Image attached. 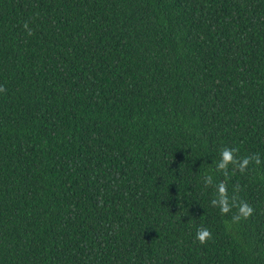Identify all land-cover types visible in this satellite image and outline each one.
Returning a JSON list of instances; mask_svg holds the SVG:
<instances>
[{
  "label": "trees",
  "instance_id": "trees-1",
  "mask_svg": "<svg viewBox=\"0 0 264 264\" xmlns=\"http://www.w3.org/2000/svg\"><path fill=\"white\" fill-rule=\"evenodd\" d=\"M0 85V264H264V0H0Z\"/></svg>",
  "mask_w": 264,
  "mask_h": 264
},
{
  "label": "clouds",
  "instance_id": "clouds-1",
  "mask_svg": "<svg viewBox=\"0 0 264 264\" xmlns=\"http://www.w3.org/2000/svg\"><path fill=\"white\" fill-rule=\"evenodd\" d=\"M24 28L26 29L27 35H33V30L29 28L28 23H24ZM5 89L0 85V92H4ZM238 149L225 147L221 150V159L216 164L217 171L223 172L225 176L228 174L229 165H235L234 170H239V172L244 173L248 168V165L254 161L256 165H260L262 162L260 154L256 153L250 156H245L242 159L237 158ZM204 183L206 186H213L216 189L215 198L211 200V204L219 208L221 214H228L233 208L237 209L236 214L233 215L232 219L234 222H238L240 219L249 218L253 212L254 208L246 201L239 200L235 195L229 196L227 184L224 181H220L214 184L211 175L204 177ZM238 190V186H236ZM196 239L200 244H206L212 239V232L207 227H199L195 234Z\"/></svg>",
  "mask_w": 264,
  "mask_h": 264
}]
</instances>
